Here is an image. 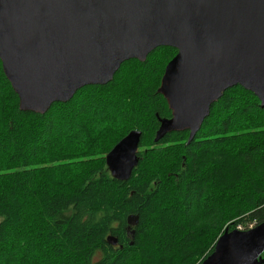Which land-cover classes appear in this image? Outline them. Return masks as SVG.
<instances>
[{"label": "trees", "instance_id": "1", "mask_svg": "<svg viewBox=\"0 0 264 264\" xmlns=\"http://www.w3.org/2000/svg\"><path fill=\"white\" fill-rule=\"evenodd\" d=\"M176 53L126 61L44 114L19 110L0 62V264H200L226 228L264 223V108L251 92L226 90L189 144L187 131L154 142ZM132 130L139 162L117 181L105 157Z\"/></svg>", "mask_w": 264, "mask_h": 264}, {"label": "water", "instance_id": "2", "mask_svg": "<svg viewBox=\"0 0 264 264\" xmlns=\"http://www.w3.org/2000/svg\"><path fill=\"white\" fill-rule=\"evenodd\" d=\"M159 47L177 53L157 89L171 116H156L155 143L187 131L189 144L236 86L264 108V0H0L1 68L23 112L44 114L85 86L106 85L124 62ZM141 136L130 131L106 155L113 179H130ZM137 224L127 217L128 234ZM262 254L264 223L226 228L200 264H263Z\"/></svg>", "mask_w": 264, "mask_h": 264}, {"label": "built area", "instance_id": "3", "mask_svg": "<svg viewBox=\"0 0 264 264\" xmlns=\"http://www.w3.org/2000/svg\"><path fill=\"white\" fill-rule=\"evenodd\" d=\"M248 228H249V229H252V228H253V224H250V225L248 226ZM237 230H239V231H243V228H242L241 226H238V227H237Z\"/></svg>", "mask_w": 264, "mask_h": 264}]
</instances>
